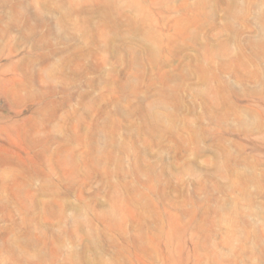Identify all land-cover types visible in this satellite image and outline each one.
Wrapping results in <instances>:
<instances>
[{"label": "rangeland", "instance_id": "rangeland-1", "mask_svg": "<svg viewBox=\"0 0 264 264\" xmlns=\"http://www.w3.org/2000/svg\"><path fill=\"white\" fill-rule=\"evenodd\" d=\"M0 264H264V0H0Z\"/></svg>", "mask_w": 264, "mask_h": 264}]
</instances>
